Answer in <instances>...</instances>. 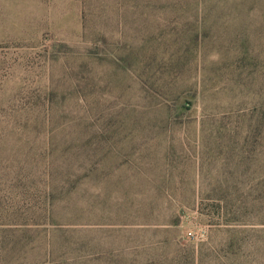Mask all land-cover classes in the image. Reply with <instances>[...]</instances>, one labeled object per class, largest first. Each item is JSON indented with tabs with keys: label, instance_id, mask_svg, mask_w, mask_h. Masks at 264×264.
I'll use <instances>...</instances> for the list:
<instances>
[{
	"label": "rangeland",
	"instance_id": "374dc122",
	"mask_svg": "<svg viewBox=\"0 0 264 264\" xmlns=\"http://www.w3.org/2000/svg\"><path fill=\"white\" fill-rule=\"evenodd\" d=\"M149 1L153 0H0V114L14 98L18 110L27 113L24 118L14 117L17 124L0 118V129L5 131L0 137V159L7 161L0 176L16 174L11 189L0 185V217L4 215L8 219L5 223L20 224L33 232L31 239L40 252L39 259L48 245L62 243L53 233L59 228L76 231L73 237L103 251L120 250L122 257L129 259L131 253L147 251L149 246L145 237L133 232L136 229L120 227L119 221L132 224L129 218L117 217L123 213L117 211L122 201L145 200L149 197L146 193L160 191L157 207L164 210L183 195L186 200L192 190L253 188L255 177L264 172V141L244 143L234 138L196 136L192 128H144V133L134 138H99L93 158L96 178L83 182L77 190L68 186L66 169L84 156L73 159V145L61 136L48 142V105L42 112L44 109L38 110L34 103L37 97L46 102L48 79L56 93L66 94L70 85L65 84L63 64L77 61L75 54H84L93 40L112 47L108 50L114 56L110 57L127 58L129 49L124 46H132L152 51L158 59L200 62V90L219 93L223 105L230 100L227 93L232 89V73L219 72L218 64L209 69L212 63H250L252 67L240 75L246 79L250 76L253 82L242 89L254 96L264 90V0H259L257 10L239 16L220 11L204 15L143 10ZM195 33L197 40L191 37ZM188 46V54L178 52ZM100 67L101 106L104 115H109L116 88H112L105 65ZM114 75L124 89L123 74ZM48 159L58 161L54 170L49 171ZM230 175L239 178V183L230 180ZM50 182L54 191H48ZM171 191L183 194L176 198L168 194ZM50 204L52 215L48 214ZM182 221L184 239H204L207 228L198 224L195 213L182 217ZM147 237L155 243L160 239L157 234L154 239L150 234ZM91 259L96 261L97 257ZM212 261L219 264L223 260ZM224 261L264 264V243L246 246ZM41 262L48 264L46 259Z\"/></svg>",
	"mask_w": 264,
	"mask_h": 264
},
{
	"label": "trees",
	"instance_id": "16d2710c",
	"mask_svg": "<svg viewBox=\"0 0 264 264\" xmlns=\"http://www.w3.org/2000/svg\"><path fill=\"white\" fill-rule=\"evenodd\" d=\"M157 1H149L143 10L192 11L204 15L220 11L239 16L261 6L259 0ZM191 37L197 40L199 35L195 33ZM89 46L84 54H75L77 61L63 64L67 71L65 84L70 85L66 94L56 93L48 79L46 102L44 98L37 97L34 103L38 110L44 109L42 112L47 110L45 106L48 105V142L61 136L73 145L71 149L75 154L70 155L73 159L84 156L81 162H70L66 169L70 179L67 184L74 190L83 182L96 178L97 165L93 163V158L99 138L106 141L115 136L128 139L142 135L144 128L164 130L178 127L192 128V134L196 136L234 138L244 143L264 141V90L256 93L255 97L251 92H246L247 89H242L253 82L250 76L246 79L240 75L242 70L252 67L250 63L246 65L236 60L209 65L210 69L218 64L219 72L232 73V89L227 93L230 100L223 105L219 93L211 95L200 90V67L203 65L200 62H189L182 58L158 59L152 55L154 52L143 47L133 49L132 46H124L129 49L127 58L110 57L114 56L108 50L112 47L96 44L94 40ZM189 47L178 52L186 55L190 52ZM112 50L115 51L114 48ZM104 65L109 81L112 79L113 90L116 88L109 115H104L101 106L103 85L99 69ZM114 73H122L125 77L124 89L114 80ZM124 92H127V96ZM11 102L0 114L1 120L8 121V124L16 123L14 117L24 118L23 115H27L14 105L17 104L15 98ZM66 102H71L69 107L65 105ZM2 136H5V131L0 129ZM57 162L48 159L49 171L54 170ZM6 164L7 161L0 159V169L7 167ZM15 176H0V185L11 189ZM227 179V176L223 177V181ZM229 179H235L238 183L240 180L232 175ZM253 181L256 186L249 189L227 187L192 190L187 193L186 200L182 199L185 197L183 195L164 210L157 207L158 196L162 194L160 191L146 193L149 197L145 200L137 197L122 201L117 205V211L123 213L117 217L129 218L132 224H120L125 222L123 220L119 221L120 227L136 229L133 232L145 237L149 246L147 251L134 252L135 255L131 253L129 259H124L120 250L111 248L103 251L91 245V242L76 239L72 236L76 231L68 228L53 231L62 243L59 246L48 245L43 258L39 259L40 252L32 243L33 232L20 224L5 223L8 219L3 215L0 217V264H42L41 261L45 259L48 264H214L212 260L220 259L223 261L219 264H225L224 260L237 255L246 246L264 243V172ZM54 189L51 182L48 183V191ZM154 194L155 198H152ZM168 194L177 198L183 192L171 191ZM48 207V214L52 215L53 205ZM191 213L197 215L198 224L207 228L202 240L184 239L181 236L182 217ZM148 234L151 239L159 235V242L150 241ZM94 255L96 261L91 259ZM214 255L215 258L212 257ZM138 256H142V259Z\"/></svg>",
	"mask_w": 264,
	"mask_h": 264
}]
</instances>
